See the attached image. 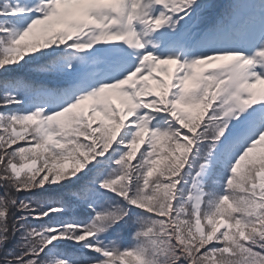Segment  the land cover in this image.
Listing matches in <instances>:
<instances>
[{"label": "snow or ice", "instance_id": "6c2138e0", "mask_svg": "<svg viewBox=\"0 0 264 264\" xmlns=\"http://www.w3.org/2000/svg\"><path fill=\"white\" fill-rule=\"evenodd\" d=\"M0 264H264V0H0Z\"/></svg>", "mask_w": 264, "mask_h": 264}, {"label": "rangeland", "instance_id": "374dc122", "mask_svg": "<svg viewBox=\"0 0 264 264\" xmlns=\"http://www.w3.org/2000/svg\"><path fill=\"white\" fill-rule=\"evenodd\" d=\"M258 87H260V86H258Z\"/></svg>", "mask_w": 264, "mask_h": 264}]
</instances>
